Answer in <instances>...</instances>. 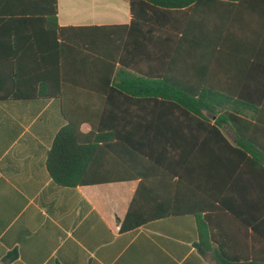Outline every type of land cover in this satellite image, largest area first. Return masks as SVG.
<instances>
[{"label": "crops", "instance_id": "obj_1", "mask_svg": "<svg viewBox=\"0 0 264 264\" xmlns=\"http://www.w3.org/2000/svg\"><path fill=\"white\" fill-rule=\"evenodd\" d=\"M170 10L181 18L173 31L195 33V47L212 54L199 56L196 70L181 71L179 78L231 98L227 110L203 112L228 145L201 123L192 133L180 122L164 141L174 147L135 152L131 170L124 156L106 159L101 174L133 179L60 187L47 168L59 131L88 112L127 110L88 101L110 93L97 90L105 77L90 69L99 62L88 59V27L130 26L131 0H57L60 33L24 19L35 11L0 8V264L264 260V174L251 162L264 166V149L242 139L231 123L218 124L227 111L244 126L264 130V0H199ZM147 66L152 72L154 64ZM130 110L133 129L145 127L141 107ZM153 124L146 127H159ZM90 130L80 125L81 133ZM132 203L137 228L124 223Z\"/></svg>", "mask_w": 264, "mask_h": 264}, {"label": "trees", "instance_id": "obj_2", "mask_svg": "<svg viewBox=\"0 0 264 264\" xmlns=\"http://www.w3.org/2000/svg\"><path fill=\"white\" fill-rule=\"evenodd\" d=\"M20 1L0 0V8L21 13L35 11L30 14L31 18L24 19L43 21L47 29L52 30L50 26H54L59 33L65 30L57 24V0H29L26 4ZM198 1L131 0L133 18L130 26L88 27V59L99 62L91 65L90 69L98 76L102 74L105 77L97 90L110 92L105 93L104 98L88 97V101L98 105L121 106L127 110L119 113L88 112V118L72 119L59 131L47 161L50 177L55 184L60 187H76L131 180L134 176L128 174H101L109 163L105 162L106 159L124 156L128 161L127 168L131 170V157L135 152L148 154L157 149L174 147L166 146L164 141L170 132L177 131L170 129V126L180 122H187L192 133L196 131L195 126L201 123L204 131L215 133L228 145L218 128L210 126V120L203 112L216 115L221 110H227L231 98L213 96L206 87H198L191 77L179 78L181 71L189 73L196 70L195 64L199 56L212 55L207 50L195 47L198 39L195 33L173 31L179 27L181 18L178 10L170 9L190 7ZM16 15L27 17V14ZM191 19L195 20L194 17ZM107 51L111 54H107ZM149 61L154 64L152 72L147 68ZM186 62L189 65H185ZM117 63L121 66L119 70H116ZM114 74L117 83L113 87ZM133 104L143 110L139 114V120L145 127L139 130L132 127L133 113L130 109ZM149 122L159 127H146ZM221 122L231 123L242 139L246 135L253 145L264 149V142L260 139H264V130L244 126L236 113L227 111L222 114L218 124ZM82 123L91 126L88 134L80 132ZM155 124L152 126H156ZM139 139H142L141 143H137L136 140ZM251 162L264 174V166L260 160L253 159ZM139 220V214L132 203L124 223L128 222L131 227L137 228L141 225ZM8 260L9 257H6L3 262ZM216 261L218 264H264L263 259L217 257Z\"/></svg>", "mask_w": 264, "mask_h": 264}]
</instances>
